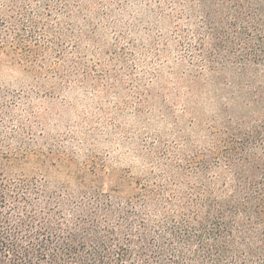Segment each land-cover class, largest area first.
Masks as SVG:
<instances>
[{
	"label": "trees",
	"instance_id": "obj_1",
	"mask_svg": "<svg viewBox=\"0 0 264 264\" xmlns=\"http://www.w3.org/2000/svg\"><path fill=\"white\" fill-rule=\"evenodd\" d=\"M0 264H264V0H0Z\"/></svg>",
	"mask_w": 264,
	"mask_h": 264
},
{
	"label": "rangeland",
	"instance_id": "obj_2",
	"mask_svg": "<svg viewBox=\"0 0 264 264\" xmlns=\"http://www.w3.org/2000/svg\"><path fill=\"white\" fill-rule=\"evenodd\" d=\"M11 80H12V73L8 68H1L0 69V84L3 87H10L11 86ZM13 87V86H11Z\"/></svg>",
	"mask_w": 264,
	"mask_h": 264
}]
</instances>
